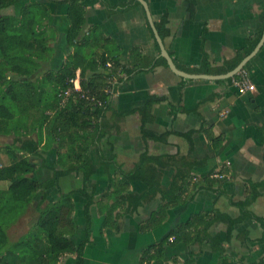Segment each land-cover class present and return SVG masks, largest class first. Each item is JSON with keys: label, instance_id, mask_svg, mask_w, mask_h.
<instances>
[{"label": "crops", "instance_id": "0c3cea01", "mask_svg": "<svg viewBox=\"0 0 264 264\" xmlns=\"http://www.w3.org/2000/svg\"><path fill=\"white\" fill-rule=\"evenodd\" d=\"M69 1L21 0L15 7L2 10L0 16L19 14L24 5L40 3L41 29L48 41L41 48L46 53L36 73L37 80L43 81L49 74L57 75L74 54L77 41L82 42L88 34L91 35L90 42L82 49L87 59L99 60L104 54L128 66L138 65L133 77L117 84L113 105L106 116L107 124L116 122L120 112L129 111L131 114L123 121H117L118 131L92 146L91 158L97 171L90 175L87 190L95 193L97 203L110 188V174L116 172L114 165L110 166L109 172L103 167L100 154L107 159L114 157L126 170L135 166L146 149L155 156H188L203 162L193 169L194 178L182 200L176 205H168L161 220L158 215L154 217L166 204L160 194L131 211L126 206L120 207L123 212L120 230L102 231L105 217L98 205H93L92 231L82 264H141L146 249L159 245L168 232L188 223L194 216L237 218L240 215L237 204L248 195V185L264 183V50L261 49L244 69L256 90L241 95L233 79L186 80L163 64H157L153 69L142 67L143 57L155 62L161 56L155 35L149 29L146 12L134 0H83L85 23L76 39L69 35ZM146 1L155 22L166 20L170 34L164 40L165 47L176 65L183 67L200 66L204 53L212 65H222L238 51L245 50L264 24V0ZM80 72L79 69L77 73ZM150 100L158 102L153 108L155 121L146 129L157 135L170 131L164 142L145 140L142 136L139 113ZM171 105L177 106V113L171 112ZM203 126L208 135L200 132ZM190 131H195L192 153L188 140L180 135ZM215 136L221 137L218 148L210 143L209 137ZM67 150L65 143L62 153ZM40 151L41 158H35L33 162L37 166V177L45 180L52 176L53 168L59 167L60 151L44 132ZM224 167L231 179L225 180L222 186L215 179L206 180L212 170L222 171ZM159 170L161 185L168 189L176 169ZM84 179L82 172L70 173L61 178L60 189L64 193L78 191L84 187ZM8 186V182H0V189ZM128 188L130 192L142 193L148 186L134 180ZM74 201L77 232L72 240L78 244L85 237L84 208L87 201L78 194L74 195ZM249 209L264 217V185ZM194 227L185 233L194 235ZM11 228L9 237L16 241L10 234ZM262 233L260 225L250 218L236 225L229 241L224 222H217L208 230L211 237L225 243V254L230 259H240L243 264H257L264 257V244L259 241ZM158 253L150 264H189L190 260L192 264H218L220 258L219 252L204 241L188 243L178 240ZM76 262L77 256L70 254L59 264Z\"/></svg>", "mask_w": 264, "mask_h": 264}, {"label": "trees", "instance_id": "16d2710c", "mask_svg": "<svg viewBox=\"0 0 264 264\" xmlns=\"http://www.w3.org/2000/svg\"><path fill=\"white\" fill-rule=\"evenodd\" d=\"M134 1L136 5H141L139 1ZM20 2L21 0H0V11L15 7ZM40 12V3H34L24 5L19 14L0 16V136L13 138L10 144L0 147L9 159L8 163L0 166V182L9 183L7 189H0V264H59L62 258L70 254L77 256L76 264H82V256L92 231L93 205H98L99 211L105 217L102 231L120 230V219L123 217L120 207L126 206L127 210L131 211L160 194L166 204L160 207L154 217L157 218L158 215L161 220L168 205H176L182 200L194 178L193 169L203 165V162L189 159L188 156H155L146 149L135 166L126 170L114 157L107 159L100 154L103 167L109 172L110 166L114 165L116 172L114 175L110 174V188L97 203L95 193L87 190L90 175L97 171L91 158L92 146H97V142L105 136L118 131L117 121L121 122L131 114L129 111L120 112L116 122L107 124L106 116L113 105L117 84L125 78L133 77L138 65L128 66L119 59L104 54L99 60L87 59L88 57L82 54V49L90 42L91 35L88 34L82 42L77 41L74 54L70 55L57 75L49 74L43 81L37 80L36 73L41 68V61L46 53L41 48L45 47L48 41L41 29L43 20L40 19ZM68 17L69 35L76 39L85 23L83 0L69 1ZM148 26L154 36L150 24ZM155 26L164 41L170 34L166 20L156 21ZM263 32L264 24L257 36L249 41L245 50L238 51L232 59L225 60L222 65H212L209 56L204 53L200 66L189 68L178 64L177 67L191 74L229 73L254 50ZM156 46L160 52L157 42ZM108 62L111 67L107 66ZM157 64L169 68L163 57L155 62L143 57L140 65L153 69ZM79 69L83 93L101 100L102 106L92 103L76 91H72L68 102L62 106V93L70 88L69 80L75 77ZM237 78L238 75L232 79ZM108 88L110 91L106 92ZM156 102L158 100L148 101L139 113L142 136L145 140L164 142L171 134L170 131L157 135L146 129L148 124L155 121L153 108ZM171 108L172 113H177V106L171 105ZM43 132L49 141L58 145L60 151L59 167L53 168L52 176L45 180L37 177V166L33 162V159L41 158ZM200 132L208 135L204 126ZM194 133L195 131H190L180 134L188 140L190 153L194 150ZM209 138L214 148L220 146L221 137ZM79 141L82 142L78 145ZM65 143L68 150L67 153H62ZM163 168L176 169L168 189L161 185L159 169ZM74 172L84 173V187L78 191L62 192L61 178ZM221 172H226L225 167ZM213 173V170L208 173L206 180H211ZM134 180L145 183L147 190L142 193L130 192L128 186ZM217 181L222 186L225 179ZM263 185L264 183L248 185V195L244 201L237 204L240 209L237 218L205 214L194 216L188 223L168 232L159 245L146 249L142 254L141 264H150L159 256V251L178 240L210 243L220 254L218 264H243L240 259H230L225 254V243L219 238L211 237L208 230L213 224L224 222L227 225L229 241L236 225L250 218L262 228L263 233L259 241L264 244V217L255 215L249 209L260 196V188ZM75 194L87 201L84 208L85 237L78 244L72 240L77 232L73 216L76 210ZM110 201L112 203H109ZM29 208L36 213L35 221L24 235L16 241H11L8 230L26 215ZM192 227L196 233L189 236L185 231ZM172 236L176 238L174 242L169 241ZM189 264H192V260ZM257 264H264V257Z\"/></svg>", "mask_w": 264, "mask_h": 264}, {"label": "water", "instance_id": "95a60500", "mask_svg": "<svg viewBox=\"0 0 264 264\" xmlns=\"http://www.w3.org/2000/svg\"><path fill=\"white\" fill-rule=\"evenodd\" d=\"M139 3L143 6L148 22L153 30V33L155 35V39L160 47V56L163 57L167 63L169 69L177 76L186 79V80H192V79H209V80H216V79H232L234 76H236L240 71H242L246 65L258 54V52L262 49L264 45V32L263 35L259 41V43L256 45L254 50L243 59V61L235 68L233 71L222 74V75H206V74H191L187 73L185 71L180 70L176 63L174 62V59L169 54L168 50L165 47L164 41L159 35V32L155 26V20L151 14L149 5L146 0H138Z\"/></svg>", "mask_w": 264, "mask_h": 264}, {"label": "built area", "instance_id": "2783aa9c", "mask_svg": "<svg viewBox=\"0 0 264 264\" xmlns=\"http://www.w3.org/2000/svg\"><path fill=\"white\" fill-rule=\"evenodd\" d=\"M107 66L111 67V63L108 62ZM237 75H238V78L233 81V84L237 88L239 94L242 95V94H245L246 92L256 90V86L250 81L248 77V73L244 69L240 71ZM69 83H70V88L66 89L62 93V106L66 105L72 91L79 92L81 93L82 97H86V99H90L92 103L102 106L101 100L97 99L95 96L90 97L83 93L82 86H81V80H80V73H77L74 78H71L69 80ZM109 91L110 89L108 88L106 92H109ZM211 178L215 180H222V179L229 180L231 179V176L228 173H223L221 171H215L211 175ZM175 239H176L175 236H172L170 237L169 241L174 242Z\"/></svg>", "mask_w": 264, "mask_h": 264}, {"label": "rangeland", "instance_id": "374dc122", "mask_svg": "<svg viewBox=\"0 0 264 264\" xmlns=\"http://www.w3.org/2000/svg\"><path fill=\"white\" fill-rule=\"evenodd\" d=\"M3 13V11H0V15ZM11 143V138L5 137V136H0V147L10 144ZM9 162L8 157L1 151L0 148V165L6 164ZM35 211L32 208H29L28 212L26 215L21 218L10 230V234L13 239H18L20 236H22L24 233H26L33 222L35 221Z\"/></svg>", "mask_w": 264, "mask_h": 264}]
</instances>
